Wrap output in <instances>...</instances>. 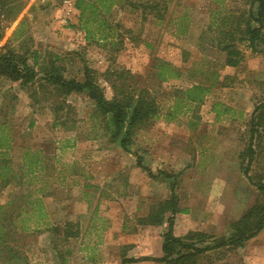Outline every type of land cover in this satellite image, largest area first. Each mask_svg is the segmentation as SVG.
<instances>
[{
	"label": "rangeland",
	"instance_id": "rangeland-1",
	"mask_svg": "<svg viewBox=\"0 0 264 264\" xmlns=\"http://www.w3.org/2000/svg\"><path fill=\"white\" fill-rule=\"evenodd\" d=\"M147 1L150 0H117L112 5L106 19L114 29L109 41H122L118 52L86 42L78 29L75 0L66 5L53 0L34 5L26 2L15 23L5 30L0 48L23 20L30 32V51H38L45 63L50 55H58L67 77L81 80L86 65L94 71L107 99L113 96L107 73L114 68L134 76L126 83L111 77L117 88L129 90L133 86L135 96L142 88H158L159 116L151 125L136 129L131 154H127L102 136L100 121L90 118L94 107L85 95L72 94L64 99L57 97L51 86L39 82L20 87L18 82L0 78V127H4L0 139H9L10 146L9 151H0V167L7 166L16 175L22 173V159L29 151L39 152L42 160L37 179L24 178L20 187L0 192V204L12 201L22 206L24 200L40 197L38 189H55L59 207H63L60 212L70 211L67 199L79 201L84 197L78 194L80 184L66 182L67 174L107 173L106 179L90 180L100 191L91 192L88 213L80 223L84 227L93 221L96 229L106 226L110 229L107 232L118 231L139 239L130 255L136 257L147 250L150 257L159 258L162 235L168 227L166 220L171 215L165 213L161 225L155 222L162 203L170 198V189L175 190L178 200L179 212L172 226L176 238L192 232L218 239L229 237L230 224L254 205L258 191L243 175L247 160L241 155L250 140L247 123L255 107L264 101V53L240 47L244 60L233 69L224 65V54L207 38L199 40L212 12L217 11L221 17L246 12L247 0H155L162 7L160 11L167 8L162 21L150 12L141 14L140 9L129 4ZM16 45L12 43L15 48ZM157 58L179 69V78L163 84L150 83V71ZM222 83L227 86L222 87ZM196 84L210 89L202 104H175L174 97L181 98ZM59 105L61 111L55 115ZM60 121H64L62 126ZM261 142L264 147V139ZM135 156L140 157L145 170L136 166ZM263 172L264 153L249 173L254 176ZM58 175L64 176L62 184L55 182ZM50 226L49 222L47 228ZM83 239L65 244L58 235L34 232L26 238L27 257L42 264H56L52 249L55 246L63 249V256L70 251L68 264H85L84 253L80 254L86 242ZM199 264H264V230L242 249L208 252Z\"/></svg>",
	"mask_w": 264,
	"mask_h": 264
},
{
	"label": "trees",
	"instance_id": "trees-1",
	"mask_svg": "<svg viewBox=\"0 0 264 264\" xmlns=\"http://www.w3.org/2000/svg\"><path fill=\"white\" fill-rule=\"evenodd\" d=\"M117 0H75L74 9L78 12V29L84 33L88 44H102L103 47L118 52L122 49V41L117 44L109 41L112 39L113 27L109 25L106 16L110 14L112 5ZM249 8L246 12L241 11L234 15L220 16L214 11L209 17L207 26L201 32L200 42L208 40L218 52L224 54V65L237 69L244 60V55L240 47L250 50L252 53H264V0H247ZM28 0H0V42L4 37L7 28L15 23L18 16L26 7ZM223 2H220L221 5ZM134 9H140L141 14H154L155 18L162 21L163 13L167 8L160 11V6L155 0L147 3H129ZM34 5V4H33ZM256 9V11H254ZM184 19H188L184 15ZM21 20L13 30L8 41L0 48V78L9 82L19 83L20 87L30 86L35 82L51 86L57 93V97L64 99L72 94L85 95L94 107V113L90 116L104 130L103 137L109 143L116 144L124 153L131 154L130 146L132 138L137 128L148 126L158 118L159 105L156 87L150 86L139 90L135 96V87L117 88L110 80H124L126 83L134 80V76L129 73L114 68L107 73V80L113 90V96L107 99L103 89L97 83L92 71L86 65L82 68V79L67 77L66 68L62 59L58 55H50L46 63L40 58L36 50L28 49L31 44L29 29L24 27ZM129 33L130 31H126ZM120 36H117L119 40ZM16 42V48L12 43ZM121 46V47H120ZM155 64L150 71V83H166L171 79H178L180 71L170 62L162 59H155ZM31 63V65H30ZM111 72V73H110ZM134 84H137L136 82ZM226 87V83H222ZM210 92L209 88L200 85L191 86L184 91L181 98L174 97L178 102L185 104H202L205 96ZM173 109L175 108L172 107ZM61 111L60 105L54 113L57 115ZM168 116H172L169 113ZM57 120V119H56ZM57 122V121H56ZM59 122V121H58ZM61 126L64 121H60ZM96 124V123H95ZM94 124V125H95ZM249 133V143L241 159H246L247 164L243 170V175L248 182L258 191V196L254 205L236 222L230 224L231 234L229 237L215 238L201 232H192L183 238H176L172 234L173 217L179 212L177 196L175 190L170 189V198L163 202V208L155 222L161 225L164 221V214L169 213L167 218V232L162 235V256L126 258V254L121 257L120 264H138L143 262L161 264H199L203 255L208 252L219 250L234 251L242 249L245 244L256 238L264 230V172L250 175L252 164L262 153L264 147V101L260 102L254 109L250 121L247 123ZM4 127H0V135ZM1 138V137H0ZM0 149H9V139H0ZM4 147V148H3ZM259 151L260 153H258ZM0 156H3L0 154ZM34 157V156H33ZM136 157V166L145 170L141 165V159ZM31 160V161H30ZM29 160V164L21 169L22 173H34L36 161ZM5 173V174H4ZM12 173L7 166L0 167V188H4L11 183L15 177H9ZM14 203V202H13ZM15 205V204H14ZM23 211L20 205L5 207L0 206V264H30L25 252H29L26 245V238L32 233L17 225V219L22 216ZM50 233L60 236V241L68 243L70 239H76L79 231L74 230L72 224L66 223L60 231L59 227H52ZM34 234V231H32ZM28 235V236H26ZM175 249H179L175 252Z\"/></svg>",
	"mask_w": 264,
	"mask_h": 264
},
{
	"label": "crops",
	"instance_id": "crops-1",
	"mask_svg": "<svg viewBox=\"0 0 264 264\" xmlns=\"http://www.w3.org/2000/svg\"><path fill=\"white\" fill-rule=\"evenodd\" d=\"M8 41V40H7ZM9 145L8 143H3V146ZM10 147V146H9ZM4 148V147H3ZM4 149H0L2 151ZM6 150V149H5ZM6 151H9L6 150ZM4 152V151H3ZM34 156V157H33ZM31 158H34L36 161L34 173H19L16 175L15 173H9V177H15L13 180H11V183L7 185L6 187L0 188V192L4 191L7 188L10 187H20L22 185V179L28 178L30 180L37 179V173L36 171L41 170V158L39 152L32 151L28 152L24 155V158L22 159V162L24 163V166H27L29 164V160ZM31 161V160H30ZM23 166V168H24ZM5 174V173H4ZM95 177H102L104 179L107 178V173H69L67 174V181L71 184H80L79 187V193L80 196L84 198H79V201H76L75 199H67L68 209L70 211H61L60 210L63 207H59V198L55 194V189H51L50 191L46 189H38V192L41 194L39 198H36L34 200H24L23 205L21 206V202H10L7 201L3 204H0L3 208L5 207H11V206H17L20 205V209L23 211L22 216H20L16 221L17 225L25 228L30 226L31 228H25V230L29 231V233L33 232L31 230L36 227L37 233L46 232L48 235L53 236L55 234L50 233V230L52 227H59L60 231L62 232V229L66 223L72 224L74 227V230L79 231V236L76 239H70V242H74L78 240L79 237L84 238L83 240L86 241L85 244H82V247L80 248V254L84 253V263L85 264H120L121 257L124 254H126V258H140V257H150V252L147 250L144 251V253L134 257L130 255L133 252V249H135L136 242L139 239H134L132 236H126V234H121V232L118 231H109L107 232L106 226L101 227V229H96L95 224L93 221H90L88 225H85L83 227L82 223H80L81 219H84L87 215L90 206V198L92 199L93 195H90L91 192H97L100 191L98 188L93 187L90 183V180ZM55 182L57 184H62L64 180V176L58 175V177H55ZM72 179V181L70 180ZM79 182V183H78ZM63 188V187H62ZM61 189V188H59ZM87 197V198H86ZM70 198V197H69ZM84 201V202H83ZM15 204V205H14ZM58 204V205H57ZM51 207V210L49 207ZM53 205H57V207H53ZM26 206L30 211L28 212V209H26ZM56 208V209H54ZM67 208V207H65ZM27 219V220H26ZM51 224L49 228H47V224ZM34 225V226H33ZM46 228L45 230H43ZM43 230V231H42ZM95 236H92L94 235ZM102 233V235H101ZM97 235V236H96ZM144 242H148L147 239H142ZM53 252L56 255V264H68V259L71 258L70 251L67 252L65 256H63L62 251L63 249H57L55 246L52 247ZM65 253V250H64ZM27 256V252H25ZM36 257V255H35ZM29 263L30 264H42L41 261L35 262L31 261L29 257ZM150 262H143L138 264H149Z\"/></svg>",
	"mask_w": 264,
	"mask_h": 264
},
{
	"label": "built area",
	"instance_id": "built-area-1",
	"mask_svg": "<svg viewBox=\"0 0 264 264\" xmlns=\"http://www.w3.org/2000/svg\"><path fill=\"white\" fill-rule=\"evenodd\" d=\"M39 1H43V0H28L30 4H34L35 2H39ZM53 1H59L60 3L65 5L70 3V0H53Z\"/></svg>",
	"mask_w": 264,
	"mask_h": 264
}]
</instances>
